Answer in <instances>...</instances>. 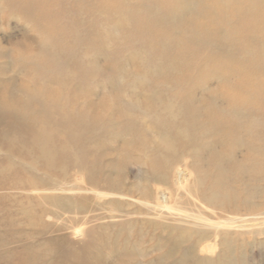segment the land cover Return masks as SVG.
Masks as SVG:
<instances>
[{
	"label": "bare ground",
	"instance_id": "bare-ground-1",
	"mask_svg": "<svg viewBox=\"0 0 264 264\" xmlns=\"http://www.w3.org/2000/svg\"><path fill=\"white\" fill-rule=\"evenodd\" d=\"M63 1L0 0L1 19L38 37L0 42V186L21 194L2 197L49 237L30 260L256 264L244 248L262 239L264 254V0L48 10Z\"/></svg>",
	"mask_w": 264,
	"mask_h": 264
},
{
	"label": "rangeland",
	"instance_id": "rangeland-1",
	"mask_svg": "<svg viewBox=\"0 0 264 264\" xmlns=\"http://www.w3.org/2000/svg\"><path fill=\"white\" fill-rule=\"evenodd\" d=\"M33 1L38 2L39 0H33ZM78 3H76V2L71 3L69 0H64L61 3L52 2V4L49 5L48 10H50L51 12L54 11L55 13H57V12L61 13V11H62V12H65L67 14L69 12L71 13L73 11L78 10ZM16 13L19 14L18 11ZM80 20H81L80 18H78V19L75 18L74 20L72 19L67 27L70 29L77 28ZM20 22L21 21H19L17 18H10V21H9L8 19H6V20H4L3 18L1 19V16H0V42H1L3 47H9L11 45V43L15 44L17 42H21V40L23 41L24 38H31V39L32 38H38L33 31H31L29 28H26L25 25L22 22L21 23ZM21 24H23V25H21ZM255 30H257L259 33L261 32V29L259 27L255 28ZM30 32H32V34ZM17 39H21V40H17ZM31 41H33V39ZM100 60H101L100 63L103 65L104 61L102 59H100ZM0 61H4V60H0ZM10 66H11V64H9V67ZM9 75H10V73L8 74V76ZM92 99H94V97ZM97 117H98V113L94 112V114L92 115L91 118L96 119ZM7 123L8 122L4 121L3 118H0V130L8 128L9 123L8 124ZM3 124H5V125H3ZM2 125H3V127H1ZM3 152H4L3 150L0 151V154L1 153L3 154ZM4 163H5L4 156H1L0 164L4 165ZM38 169H39L38 173L43 174L42 172L44 171V169L42 167H39ZM129 170L132 171L131 178L134 179V175L137 174V172H138L137 167L130 166ZM22 177L24 178L25 176H22ZM9 194H11L13 196H20L21 195V194L19 195L17 191L11 190L8 184L0 186V264H6V263L7 264H24L23 262L27 263V262H33V261H34L33 263H35V264H44L45 263L44 259L42 261L38 260V259L35 260L33 258H32V260H30L31 256L29 253H30L31 249L34 248L33 245L35 246V248H37V246L43 247L46 245V243H49V237H43V235H41L40 233L36 234L35 232H31L26 227L17 226L18 220L20 218L16 212V208L12 205L10 200L3 199V197H2V195H9ZM37 204L38 203L35 202V205H37ZM8 211L10 214L8 213ZM14 223H16V224H14ZM22 233H23V235L20 237L19 235H21ZM28 233H29V235H31V239H30ZM32 238H33V240H32ZM60 238H62V237H60ZM4 239H5V241L2 242ZM14 239H15V241H14ZM20 239L22 242L18 241ZM7 240H9V241H7ZM17 241L19 244L17 243ZM262 242H263L262 239H256L255 242H253L250 246H246L244 248L245 253H247L248 255H250V256L256 255L255 262H254L256 264H262L264 262V254H262L259 250L261 248ZM29 245H30V247H29ZM27 248H30V251H29V249H28V251H26ZM39 248H37V251ZM19 249H20V251H19ZM34 249H32V251H34ZM18 251L21 253H18ZM27 254H29V255H27ZM14 255H16V257ZM16 261H17V263H16Z\"/></svg>",
	"mask_w": 264,
	"mask_h": 264
}]
</instances>
